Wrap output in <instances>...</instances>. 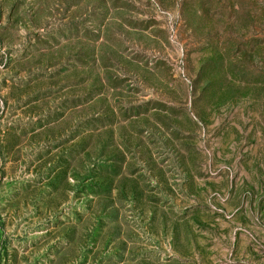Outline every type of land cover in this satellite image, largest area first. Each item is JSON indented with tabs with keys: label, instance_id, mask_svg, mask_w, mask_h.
<instances>
[{
	"label": "rangeland",
	"instance_id": "374dc122",
	"mask_svg": "<svg viewBox=\"0 0 264 264\" xmlns=\"http://www.w3.org/2000/svg\"><path fill=\"white\" fill-rule=\"evenodd\" d=\"M0 264H264V0H0Z\"/></svg>",
	"mask_w": 264,
	"mask_h": 264
}]
</instances>
